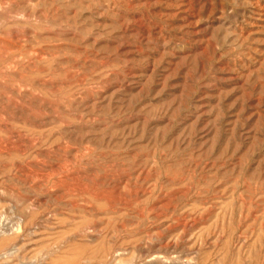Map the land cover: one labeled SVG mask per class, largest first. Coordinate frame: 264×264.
<instances>
[{
	"label": "rangeland",
	"instance_id": "rangeland-1",
	"mask_svg": "<svg viewBox=\"0 0 264 264\" xmlns=\"http://www.w3.org/2000/svg\"><path fill=\"white\" fill-rule=\"evenodd\" d=\"M0 264H264V0H0Z\"/></svg>",
	"mask_w": 264,
	"mask_h": 264
}]
</instances>
